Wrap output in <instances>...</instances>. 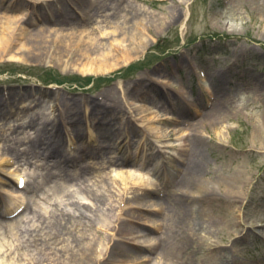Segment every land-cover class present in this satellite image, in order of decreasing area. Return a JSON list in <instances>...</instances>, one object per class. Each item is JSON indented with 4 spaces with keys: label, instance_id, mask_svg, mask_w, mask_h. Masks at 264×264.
Here are the masks:
<instances>
[{
    "label": "rangeland",
    "instance_id": "rangeland-1",
    "mask_svg": "<svg viewBox=\"0 0 264 264\" xmlns=\"http://www.w3.org/2000/svg\"><path fill=\"white\" fill-rule=\"evenodd\" d=\"M2 1L5 5L9 0ZM132 1L57 0L21 8L36 27L55 34L83 31V37L86 31H96L91 35L102 44L120 48L127 42L109 38L117 26L138 25L139 30L129 37L142 38L149 47L131 59H120L105 74H89L87 66L83 72L78 67L65 69L54 59V43L49 44L46 61L33 54L20 60L15 54L21 53L18 49L24 38L11 53L0 57V213H5L0 219H10L24 209L7 211L11 200L23 206L29 196L35 200L32 206L48 217L57 210L78 216L75 203L84 207L91 227L88 236L76 220L70 231L77 237L88 236L85 243L96 246L98 254L92 264H145L147 257L152 264H171L165 256L137 253V249L152 244L144 243L142 230L152 229L147 240L163 238L176 218L172 225L176 231L200 238L185 243L188 249L179 254L180 263L264 264V0H137L145 7ZM114 6L119 11L112 19L114 25L98 17L84 27L74 24L81 23L80 17ZM136 8L145 16L137 14ZM3 11L0 8V14ZM23 106L28 108L22 112ZM73 112L72 119L81 122H70ZM31 118L47 128L41 142L53 135V126L61 128L62 153L49 156L35 148L36 155L27 157L31 166L20 163L16 172L11 150L24 156L28 138L39 127L18 126ZM193 123L202 126L196 131ZM196 133L207 142L202 166L207 194L188 189L183 211L176 184L190 163ZM100 147L104 154L98 158L80 159L84 149ZM84 162L104 165L102 171L114 163L117 171L133 167L140 174L147 166L155 171L144 177L135 174L126 181L132 184L126 185L120 177H89ZM33 164L41 165L38 173H57L56 166H60L66 174L41 183L30 177ZM79 171L88 180L66 181L69 174ZM59 184L74 190L71 198L56 190ZM90 189L106 204L95 203L87 194ZM24 217L32 220V213L26 210ZM148 218L155 221L146 222ZM124 223L128 224L125 230ZM35 224L38 227L40 222ZM62 247L59 243L44 248L42 264H63L59 255H46ZM12 257L1 256L0 261L32 262L26 256Z\"/></svg>",
    "mask_w": 264,
    "mask_h": 264
},
{
    "label": "bare ground",
    "instance_id": "bare-ground-1",
    "mask_svg": "<svg viewBox=\"0 0 264 264\" xmlns=\"http://www.w3.org/2000/svg\"><path fill=\"white\" fill-rule=\"evenodd\" d=\"M53 1L57 0H17V2H15L14 0H9L5 5H3L2 0L0 1V8H4L3 13L0 14V25H2V30H0V57L11 53L14 50L18 40L24 38L26 39V42L23 44L22 48L18 49V52H21L23 56L20 55L21 53L15 54L20 57V60L27 58V55L29 54H33L35 56H41L42 58H44L43 61H46L47 59H49L48 57L52 48L51 46L54 43L56 44V55H54V59H57L59 63H63L65 69L73 70L78 67V69L83 72V67L87 66L89 74L93 72L105 74L113 70L115 66L119 64L120 59H131L132 57H135L139 53H142V51H145L146 48L149 47V43L143 41L142 38H139L138 40V37H129L130 35H133L132 33L134 31L139 30L138 25H131L127 28L117 26L114 35L109 38H111V40H113L114 42H127L126 46H122V48H120L119 46L113 43H110V45L102 44L96 36L91 35L93 33H96V31H90L91 34H88V31H86V36L83 37V31H81L80 34H76L71 31H67L61 34H55V32H53V30L51 29L48 30V28L36 27L35 22H33L29 17H27L25 11L21 9L23 6L29 4L33 7H35V5L45 6ZM132 2L137 7H139L140 5L142 7H145L144 4L138 2L137 0H133ZM128 3L129 1H127V4ZM125 8H123V10H125ZM117 9L118 8L114 6L98 10V12L94 11V13L87 18L80 17L81 23L76 22L74 24H78V26L84 27L87 23L89 25V23H92V21L95 20L93 17H98L100 19L99 21L105 22L106 24L114 25V20L112 19L118 16L119 11L117 12ZM136 10L137 11L135 12L137 14H139L140 16H145L141 15L144 14L143 10L138 8H136ZM23 25H25L26 28H20ZM134 40L136 41V43H133ZM50 43L52 44L49 46ZM135 44H140L141 48L136 47ZM80 67L82 69H80ZM40 94L45 95L43 91H40ZM108 96L109 94L106 93V100L109 101ZM0 102H2V99H0ZM35 104L37 105L38 102H35ZM26 108L28 107L23 106L21 111L23 112V109L26 111ZM71 115V123L76 124L78 122H81L78 121L76 118L72 119V117L76 115V112L71 113ZM35 120V118H31L26 124L19 125L18 128L37 126L39 127L40 124L35 122ZM192 126L197 131V129L200 128V126L202 125H196L195 123H193ZM16 128L11 129V131L14 132ZM35 132L37 133L33 138H28V141L26 143L27 150L22 151V155L24 156H21V154L17 151H13V148L11 150V160H13L14 164L17 166L15 170L16 172L20 166V163L29 165V159L27 157H31L33 154L36 155L35 148H39L41 151L47 152L49 156H58L60 155V153H62V134L60 127L53 126V135L46 137L45 140L42 142L39 141V139L42 138V135L48 133L45 125L42 124V126L36 129ZM198 135L196 133L191 141L192 149L189 156V164L191 165L189 166V164H187L184 171L177 178L178 182L176 185L178 190L176 191V195H178V197L181 199V201L179 202V209H182L183 211H185L186 209L184 193L188 192V189L196 190L197 193L201 195L207 194V191L202 185V181L205 180L204 175L202 174V166L206 161L205 145L207 142H205V140L200 137L201 134L199 136ZM125 138L126 137L119 141V145ZM37 140L39 143L34 142ZM249 151L252 153H259L262 150L259 152L253 150ZM103 152L104 151L102 150V147L94 150L84 149V152L81 154L80 159L84 160L87 157L98 158L97 156H100L99 154H104ZM102 159H105L108 163H112L111 160H109L106 156H102ZM5 160V163H10L9 160ZM33 165L35 166V168L30 177L34 179L38 178L41 183L49 181L51 178H53V176L55 177L61 174H66V169L61 168L60 166H56L58 170L57 173H52L50 170H48L44 174L38 173L37 170L38 168H41V165ZM82 165L83 168L88 167L90 169L89 177L91 178L108 179L113 177H120L122 178L123 183L126 185L132 184L126 181L129 180L135 174L144 177L152 173V171H155L150 169V166H147L146 169L143 170L140 174L137 173L139 171L136 169L134 170L133 167H123L121 171H117L113 169L115 163L111 164L109 167H106L107 171L101 170L100 167H104V165H99L100 167H98L91 165L88 162H84V164ZM64 177H67V175H64ZM69 178L78 179L82 182L88 180L83 174H81L80 171L75 173L74 176L69 174V177L68 179H66V181L70 180ZM237 178H239V176H237ZM133 181L137 182L138 180ZM2 184H6V182H2ZM56 190L65 194L66 196H69V198H71L74 192V190L68 189L63 184L57 185ZM30 192L35 193L34 190ZM87 194L98 205L102 206L106 204L102 196L96 193L93 189H90ZM41 197L42 196H36L37 199H41ZM143 198L145 197L143 196ZM34 201L32 200V196H29L22 206L21 202L16 203V201L11 200L9 205L10 207L9 209L7 208V211H9L10 209H13L11 212L15 210L17 211L21 207L24 209H22V211H20L10 219H0V257L6 256L11 258V256H13L12 259H15V257L17 258V256L20 258L22 256H26L29 257L28 262L32 260L31 264H42V255H45V252L43 253V249H47L50 246L63 243L62 248L55 249L56 252H49L48 254L46 253V255L54 257H57L59 255V259H64L63 264H92V262H94V260L96 259L95 256L96 254H98V249L94 244H91L90 241L88 243H85L86 240H89L88 231L91 227V221H89L90 219L83 210L84 207L72 203V205H74L75 208L79 211L78 216H72L71 214L65 215L63 212L59 213L57 210L55 214H53L51 217H48L47 215L38 211L32 206ZM157 206H161V203L158 202ZM26 210L32 213V220L26 219L24 217V213L26 212ZM4 215L0 213L1 217ZM151 216L155 217V213H152ZM128 219L127 221L130 222ZM76 220H78L79 222V227L81 231H86L88 236L77 237L73 235V233L70 231V225ZM153 220L154 218H148L145 221L151 223L153 222ZM33 221L40 222V225L36 227V224L35 222L33 223ZM175 221L176 218H173L172 225H174ZM172 225H170L169 229L164 233L165 236L163 238L161 236H158L147 240L146 238H149L152 235V229L146 228L142 230L143 235L141 236V238L146 240L144 241V243L152 244L149 247L143 246L142 248H138L137 253H140V251H147L155 255L158 254L159 257L165 256L166 260H169L171 264H182L179 260V254L183 253V250L188 249V246H184L185 243L187 244L193 238H200H198V236L195 234L189 235L184 232L176 231L175 226ZM124 226L125 230L128 224L124 223ZM202 238V241L205 242L206 237L204 236ZM69 243L71 245L74 243L75 245L70 246ZM37 256L40 257V259H38V261H34L33 258L35 259V257ZM146 263L152 264L149 262L148 257ZM0 264L13 263H11V261H0Z\"/></svg>",
    "mask_w": 264,
    "mask_h": 264
}]
</instances>
